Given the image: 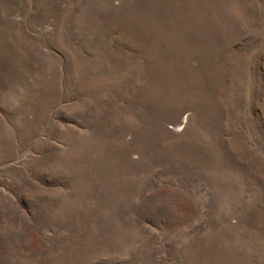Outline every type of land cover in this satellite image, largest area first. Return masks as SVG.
I'll list each match as a JSON object with an SVG mask.
<instances>
[{"label": "rangeland", "instance_id": "obj_1", "mask_svg": "<svg viewBox=\"0 0 264 264\" xmlns=\"http://www.w3.org/2000/svg\"><path fill=\"white\" fill-rule=\"evenodd\" d=\"M0 264H264V0H0Z\"/></svg>", "mask_w": 264, "mask_h": 264}]
</instances>
